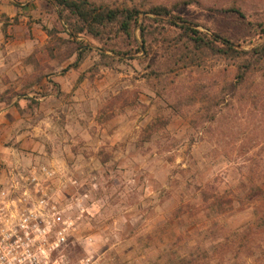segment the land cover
<instances>
[{
	"label": "rangeland",
	"instance_id": "374dc122",
	"mask_svg": "<svg viewBox=\"0 0 264 264\" xmlns=\"http://www.w3.org/2000/svg\"><path fill=\"white\" fill-rule=\"evenodd\" d=\"M94 1L142 11L162 4L202 31H228L241 49L264 43L261 35L249 44L234 15L217 12L238 7L250 20H264V0ZM5 43L19 48V69L31 74L22 79L33 83L8 144L44 151L49 159L39 165L54 171L55 198L81 200L93 213L67 248L73 260L88 254L99 264H264V61L240 84L239 58L208 55L169 70L162 59L138 53L140 60L98 65L100 44L89 35L70 38L46 0H0ZM85 44L93 49L72 66ZM210 157L243 163L192 173L194 158ZM32 167L19 165L15 174Z\"/></svg>",
	"mask_w": 264,
	"mask_h": 264
},
{
	"label": "trees",
	"instance_id": "16d2710c",
	"mask_svg": "<svg viewBox=\"0 0 264 264\" xmlns=\"http://www.w3.org/2000/svg\"><path fill=\"white\" fill-rule=\"evenodd\" d=\"M46 1L55 7L70 38L84 34L100 44L96 47L98 65L110 66L114 61L156 57L162 59L169 70H173L180 63L199 64L208 55L239 58L241 62L235 78L240 84L254 69L255 63L264 61V43L241 49L240 44L234 41L235 36L228 31L209 28L202 31L197 28V24L162 4L149 6L142 11L137 6H109L94 0ZM217 12L223 15L233 14L238 28L248 33L249 44H252L253 38L264 35L262 18L250 20L238 7L222 8ZM169 31L174 33L173 36H168ZM92 49L87 44L82 45L72 66L78 65ZM138 53L142 57H137Z\"/></svg>",
	"mask_w": 264,
	"mask_h": 264
},
{
	"label": "built area",
	"instance_id": "2783aa9c",
	"mask_svg": "<svg viewBox=\"0 0 264 264\" xmlns=\"http://www.w3.org/2000/svg\"><path fill=\"white\" fill-rule=\"evenodd\" d=\"M28 170L22 181L13 172L15 179L0 186V264H99L88 254L73 260L67 250L82 238V221L93 213L81 200L55 198L54 171L45 164ZM17 188L22 191L10 192Z\"/></svg>",
	"mask_w": 264,
	"mask_h": 264
},
{
	"label": "crops",
	"instance_id": "0c3cea01",
	"mask_svg": "<svg viewBox=\"0 0 264 264\" xmlns=\"http://www.w3.org/2000/svg\"><path fill=\"white\" fill-rule=\"evenodd\" d=\"M18 51L19 48L10 43L0 44V186L15 179L13 172L18 171L19 165L33 164L37 167L41 161L44 163L49 159L42 150H39V153L24 152L17 146L8 144V139L12 134L16 135V128L23 121L19 109L28 108L26 103L29 100L26 98L31 97V89H33V83L30 82L28 87L29 82H24V79L28 80L31 74L28 68L19 69L23 66H20L21 56H16ZM39 179L45 181L43 177Z\"/></svg>",
	"mask_w": 264,
	"mask_h": 264
},
{
	"label": "clouds",
	"instance_id": "9594fccd",
	"mask_svg": "<svg viewBox=\"0 0 264 264\" xmlns=\"http://www.w3.org/2000/svg\"><path fill=\"white\" fill-rule=\"evenodd\" d=\"M112 139H113V142L119 140L120 139V132L117 131L115 133V135L112 137ZM235 143L239 144L240 141L236 140ZM249 155H251V153H249ZM219 159H221V158H217V161ZM217 161L212 160L211 157L207 160H205L203 158H201V159H195L194 158L193 161L191 162L192 173L195 174L199 171L201 174H204V175L215 174V170L212 167L213 164H215L216 169H220L222 167L225 170L228 169V170L234 171L238 164L243 163V161L240 159H236L235 162L224 161V163L222 165ZM228 179H229V176H225V180L227 181ZM66 223H68V222L66 221ZM113 247H114V245H113ZM91 251H96V248L93 246L91 248ZM150 254L154 256L155 250H153ZM79 264H84V261L81 260L79 262ZM94 264H95V262H94Z\"/></svg>",
	"mask_w": 264,
	"mask_h": 264
},
{
	"label": "flooded vegetation",
	"instance_id": "af4514ba",
	"mask_svg": "<svg viewBox=\"0 0 264 264\" xmlns=\"http://www.w3.org/2000/svg\"><path fill=\"white\" fill-rule=\"evenodd\" d=\"M19 191H22V189L17 188V189L10 190V192H11L12 194H16V193H18ZM17 201H18V200H17ZM19 201H21V200H19Z\"/></svg>",
	"mask_w": 264,
	"mask_h": 264
}]
</instances>
